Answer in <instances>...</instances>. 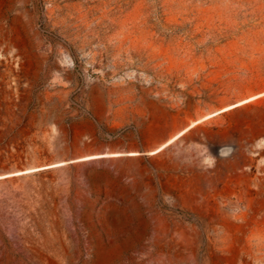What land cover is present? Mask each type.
<instances>
[{
    "label": "rangeland",
    "instance_id": "374dc122",
    "mask_svg": "<svg viewBox=\"0 0 264 264\" xmlns=\"http://www.w3.org/2000/svg\"><path fill=\"white\" fill-rule=\"evenodd\" d=\"M39 100L79 119L24 117ZM199 120L157 154L1 175L0 264H264V0H0L11 154L124 128L149 148Z\"/></svg>",
    "mask_w": 264,
    "mask_h": 264
},
{
    "label": "water",
    "instance_id": "95a60500",
    "mask_svg": "<svg viewBox=\"0 0 264 264\" xmlns=\"http://www.w3.org/2000/svg\"><path fill=\"white\" fill-rule=\"evenodd\" d=\"M30 92L34 93V89H30ZM83 92L87 99V112L93 117L95 115H99L101 118L104 117L107 112L104 83L100 80L89 82ZM149 102L156 108L169 111L162 100L150 99ZM21 110L24 117L32 118L37 122H42L47 125H54L58 129L68 119L63 107L41 100L37 101L34 106L26 104ZM189 126L190 124L184 123L180 130L167 135L149 148L143 146L131 148L124 142L114 143L110 140V135L107 134L105 136L99 134L97 131L85 132L76 142H70L60 132L54 136L51 142L52 155L48 159H38L35 157L31 142L20 143L18 147L22 148V155L11 154L10 148L13 146L12 143L17 132L16 127H11L4 138L0 139V148L6 151L5 154L0 156V159L7 162L6 165H0V176L19 172H30L50 166H58L56 168L58 171H68L74 169L80 160L110 153L127 155L130 152H136L137 155L148 154L152 150L160 149L173 135L181 130H185Z\"/></svg>",
    "mask_w": 264,
    "mask_h": 264
},
{
    "label": "bare ground",
    "instance_id": "6f19581e",
    "mask_svg": "<svg viewBox=\"0 0 264 264\" xmlns=\"http://www.w3.org/2000/svg\"><path fill=\"white\" fill-rule=\"evenodd\" d=\"M233 106L234 105L229 106V107H233ZM229 107H227V108H229ZM227 108H225V109H227ZM225 109H223V110H225ZM200 121L201 120L193 121L188 128H186L185 130H181L178 133H176L175 135H173L160 149L152 150V151L149 152V154L152 155V154H155V153L157 154L158 152L164 151L165 149H167V147H170V145L172 143H174V141H176L177 139L182 137V135H184V133H186L190 128L195 126ZM225 150H226V148L221 149V153H223ZM127 155L132 156V155H137V153L136 152H130ZM117 157H125V155L124 154H120V153H110V154L101 155V156H94L92 158H85L83 160H80V162L76 165V167L74 169H76V172H77V170L79 169L80 166H82V165H84L86 163H89V162H93V161H107L110 158H113L112 161H118ZM218 161L221 164L223 162V159H218ZM57 167L58 166H50V167H47V168H42L40 170L56 169ZM33 171H35V170H33ZM21 173L22 172H19V173H16L15 175H19ZM4 176H6V175H4ZM10 176H14V174H10Z\"/></svg>",
    "mask_w": 264,
    "mask_h": 264
},
{
    "label": "trees",
    "instance_id": "16d2710c",
    "mask_svg": "<svg viewBox=\"0 0 264 264\" xmlns=\"http://www.w3.org/2000/svg\"><path fill=\"white\" fill-rule=\"evenodd\" d=\"M77 119H79V115L78 114L77 115H70L69 114L68 115V119L66 121V124L69 126V125L72 124V122L74 120H77ZM103 129L105 131H108V132L112 130V128L106 127V126L103 127ZM113 130L110 132V136H111V138L113 140L121 139V142H124L127 146H130L131 144H133L134 146H142L143 145L142 141H140V140L136 141L135 143H131L129 140L124 138V135H125V132H126L127 128L119 129V130L118 129H113ZM70 141L72 142V133H71V136H70ZM16 149H17V151H22V148H20L18 146L16 147ZM22 154H23V151L21 153H18V152L16 153V155H22ZM51 155H52V152H50L49 149L44 147V146H43V148L40 151H36V157L38 159H48L49 157H51ZM2 162L3 161L0 159V165H3Z\"/></svg>",
    "mask_w": 264,
    "mask_h": 264
},
{
    "label": "crops",
    "instance_id": "0c3cea01",
    "mask_svg": "<svg viewBox=\"0 0 264 264\" xmlns=\"http://www.w3.org/2000/svg\"><path fill=\"white\" fill-rule=\"evenodd\" d=\"M158 153H160V152H158ZM156 154V153H155Z\"/></svg>",
    "mask_w": 264,
    "mask_h": 264
}]
</instances>
